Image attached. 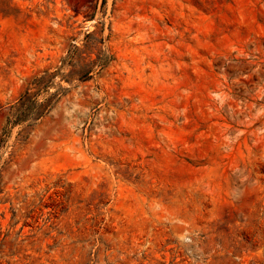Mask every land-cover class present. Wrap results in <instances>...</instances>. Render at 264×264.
<instances>
[{"label": "rangeland", "instance_id": "obj_1", "mask_svg": "<svg viewBox=\"0 0 264 264\" xmlns=\"http://www.w3.org/2000/svg\"><path fill=\"white\" fill-rule=\"evenodd\" d=\"M0 264H264V0H0Z\"/></svg>", "mask_w": 264, "mask_h": 264}]
</instances>
